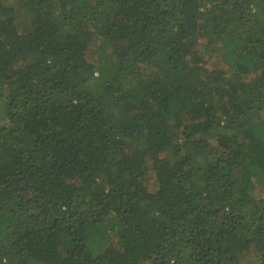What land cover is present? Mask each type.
Listing matches in <instances>:
<instances>
[{"label":"trees","instance_id":"trees-1","mask_svg":"<svg viewBox=\"0 0 264 264\" xmlns=\"http://www.w3.org/2000/svg\"><path fill=\"white\" fill-rule=\"evenodd\" d=\"M0 264H264V0H0Z\"/></svg>","mask_w":264,"mask_h":264}]
</instances>
